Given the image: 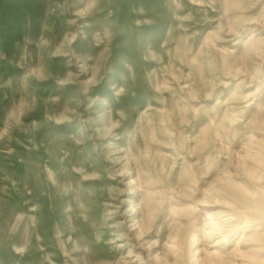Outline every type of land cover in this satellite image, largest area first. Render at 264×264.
Masks as SVG:
<instances>
[{"label": "rangeland", "instance_id": "374dc122", "mask_svg": "<svg viewBox=\"0 0 264 264\" xmlns=\"http://www.w3.org/2000/svg\"><path fill=\"white\" fill-rule=\"evenodd\" d=\"M0 264H264V0H0Z\"/></svg>", "mask_w": 264, "mask_h": 264}]
</instances>
